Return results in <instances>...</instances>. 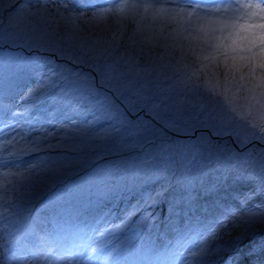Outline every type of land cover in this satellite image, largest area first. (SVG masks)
<instances>
[{
	"label": "rangeland",
	"instance_id": "374dc122",
	"mask_svg": "<svg viewBox=\"0 0 264 264\" xmlns=\"http://www.w3.org/2000/svg\"><path fill=\"white\" fill-rule=\"evenodd\" d=\"M118 3L0 0V70L10 75L4 78L0 106H20L15 115L0 108V137L16 126L33 136L55 133L42 141L53 147L22 161H41L31 181L33 203L21 204L7 221L0 220V227L9 223L0 231V237L8 233L9 264L50 246L74 252L97 225L120 222L129 212L136 213L133 223L147 216L152 227L127 232L131 243L121 251L119 264H179L171 233L195 238L206 224L233 213L264 211V88L241 93L226 81L207 76L201 81L173 59L171 50L149 48L134 35L112 34L84 22L87 10ZM216 27L210 31L222 32ZM19 30L28 35L14 38L11 33ZM48 79L54 88L26 99ZM201 88L207 95L200 94ZM87 101L103 102L101 112L89 114ZM43 104L56 108L35 119L37 124L27 112L38 114ZM246 151L249 162L225 163L243 158ZM172 152L177 155L167 161ZM206 164L221 166L215 173L218 184ZM7 166L0 159V169ZM78 188L79 198L74 194ZM117 195L124 200L115 201ZM179 197L192 209L185 211L182 204L170 210ZM168 199L166 208H153ZM89 209L94 211L89 214ZM31 230L29 251H20ZM78 230L86 232L78 235ZM261 235L264 221L236 230L222 264H264Z\"/></svg>",
	"mask_w": 264,
	"mask_h": 264
},
{
	"label": "clouds",
	"instance_id": "9594fccd",
	"mask_svg": "<svg viewBox=\"0 0 264 264\" xmlns=\"http://www.w3.org/2000/svg\"><path fill=\"white\" fill-rule=\"evenodd\" d=\"M245 2L250 0H217L210 4L196 0H119L112 7L87 10L90 15H86L84 22L95 23L102 31L112 34L134 35L149 48L169 49L174 53L173 59L183 65L191 77H199L201 81L205 76L220 83L226 81L243 93L264 88V27L259 26L264 20L257 17L258 26L240 32L239 36L231 28L210 31L208 24L217 19L231 24L236 19L238 5ZM199 91L207 95L203 88ZM53 135L55 133L49 132L47 136H33L23 126H16L0 137V159L8 165L0 169V220L7 221L13 215L12 210L21 204L33 203L35 191L31 181L41 161H22L53 147L42 143ZM135 216V212H129L120 222L111 220L97 225L94 236L74 252L50 246L25 255L20 264H119L121 251L131 243L129 237L122 234L152 227L147 216L133 223ZM250 221H264V211L233 213L220 222L206 224L195 238L171 233L176 259L179 264H222L228 239L236 230L252 223ZM6 228H9L7 222L0 231ZM7 242L8 233H5L0 237V264H9L5 259Z\"/></svg>",
	"mask_w": 264,
	"mask_h": 264
},
{
	"label": "snow or ice",
	"instance_id": "6c2138e0",
	"mask_svg": "<svg viewBox=\"0 0 264 264\" xmlns=\"http://www.w3.org/2000/svg\"><path fill=\"white\" fill-rule=\"evenodd\" d=\"M145 10L147 11V8ZM235 17L236 19L231 24H228L222 19H217L215 21H209L208 26L211 28L214 23L215 26H217L221 31H223L225 28H231L233 32L239 36L240 32L250 30L258 26L255 24L257 17H259L261 20H264V2H261V0H254V2L253 0H250V2L239 4L235 10ZM173 18H175V16H173ZM41 19H43V16ZM29 23H31V21L25 20V24ZM259 26L264 27V24ZM11 35L14 38H25L28 34L23 30H19L12 32ZM41 39H43V37H41ZM55 86L56 85L54 81L48 79L44 84L32 89L27 94L26 99L34 98L41 94H47V91L51 90Z\"/></svg>",
	"mask_w": 264,
	"mask_h": 264
},
{
	"label": "bare ground",
	"instance_id": "6f19581e",
	"mask_svg": "<svg viewBox=\"0 0 264 264\" xmlns=\"http://www.w3.org/2000/svg\"><path fill=\"white\" fill-rule=\"evenodd\" d=\"M217 28V30H219V28L218 27H216ZM7 76H10V75H7ZM6 76V77H7ZM5 77V71L4 70H0V78H2V80H0V94H3L1 91H4V90H2V89H4L5 87H6V85H5V81H4V78H6ZM17 85H19V84H17ZM217 86V84H214V87H216ZM18 87H20V86H18ZM67 100H70V98H67ZM67 100H65V101H67ZM0 102H1V99H0ZM88 102V101H87ZM48 107H50V105L48 104L47 105ZM87 106H91L93 109H94V111L96 110V111H100L101 112V109H102V107L104 106V103L103 102H97V101H94V102H92L91 104L88 102V105ZM251 106V105H250ZM0 108H1V110H3L5 113H7L8 115H11V113H13V115H15L19 110H20V106L17 104V102H16V104H15V106L14 105H12L11 107H9V108H6V107H4L3 105L2 106H0ZM44 107H42V108H39L37 111H38V114H36V113H34V112H27V114L28 115H31L30 117H34V122H36L37 124L39 123V120L38 121H36L35 119H38V118H40L39 116L40 115H43L44 114V110H42ZM52 109V108H51ZM36 112V111H35ZM4 113V114H5ZM62 115V113H59V114H57V115ZM93 114V113H92ZM50 114H47L46 116H49ZM52 116V115H51ZM28 117V116H27ZM63 117H64V115H63ZM1 124V123H0ZM28 125V124H27ZM29 127H31V125H28ZM43 126V125H42ZM179 160H182L181 158L179 159ZM208 167H210L209 165H208ZM212 167V169L210 170V175L213 177V182H215L216 184H218V178L215 176V173L216 172H218L220 169H221V166H216V167H213V166H211ZM161 173H163V172H161ZM163 180V179H162ZM138 188H139V186H137ZM117 188H120V186L118 185L117 186ZM147 187L146 186H144V189H146ZM210 189H212V187L211 188H209V191H210ZM139 190V189H138ZM186 191L187 190H185L183 193H182V195H186ZM136 192H137V190H136ZM75 196L76 197H78L79 198V194L78 193H76L75 192ZM195 196H191V198H194ZM107 200V199H106ZM116 200H124L121 196H119V195H117V199H115V201ZM47 202L46 201H44V204H46ZM82 204L84 205V202H82ZM182 204H185V208L186 209H189V208H191L192 206H188V204L187 203H185V198H183V197H179L177 200H175L174 201V204H172L171 205V207H170V209H175V210H177V207L178 206H180V205H182ZM162 205V203H161V201L160 202H155V204H154V207L153 208H155V206H161ZM181 207V206H180ZM44 209H45V206H44ZM92 209V208H91ZM169 209V208H168ZM192 209V208H191ZM190 209V210H191ZM151 210H152V208H151ZM94 210H90L89 209V214H91L92 212H93ZM46 212H48L50 215H51V211H49V210H47L46 209ZM112 217V216H111ZM34 218V226L37 224V222H38V217L35 215V216H33L31 219H33ZM198 221H203V216H201L200 217V215H199V217H198ZM70 239V238H69ZM74 239H76L75 237H74ZM71 241V240H70ZM27 243H28V238H26V237H24V239H23V242H22V244H21V246H20V249L21 248H24V249H26V251L28 252L29 251V249H28V247H26V245H27ZM232 261V263L231 264H236V262H237V260H236V262L235 261H233V260H231Z\"/></svg>",
	"mask_w": 264,
	"mask_h": 264
},
{
	"label": "trees",
	"instance_id": "16d2710c",
	"mask_svg": "<svg viewBox=\"0 0 264 264\" xmlns=\"http://www.w3.org/2000/svg\"><path fill=\"white\" fill-rule=\"evenodd\" d=\"M207 1H209V2H211V3H214V2H217V0H207ZM50 68V67H49ZM48 67H46V71H48V72H51L50 71V69H49ZM181 88H182V86H181ZM39 103H42V102H39ZM44 105V104H43ZM51 106H52V108H56V107H54L53 106V104H51ZM51 106L50 107H48L47 105H44L43 107V110H44V114L45 115H47L49 112H50V110H51ZM102 110V109H101ZM87 111L89 112V114H91V115H94V114H96V113H98V112H100V111H94V109L91 107V106H87ZM45 112H48V113H45ZM93 113V114H92ZM59 114V113H58ZM227 133H229V131H227ZM214 140H216V138H214ZM228 140H230V138L229 139H227V141ZM224 141V140H223ZM220 143H222V142H220ZM238 147H236L235 149L240 153V151L237 149ZM247 149L249 150V151H251L248 147H247ZM172 153H174V152H172ZM171 153V155H170V157L169 158H166V160L168 161L169 159H171L174 155H177V153H174V154H172ZM252 153V152H251ZM253 154H255V153H253ZM168 156V155H167ZM240 156H242V155H240ZM259 156H260V152H259ZM236 161H240V162H242V161H247V162H249V154H248V151H246L245 152V155H244V157L243 158H241V159H233V160H227V161H225V163L230 167V166H232V165H234L235 164V162ZM260 162L259 161H256L255 162V165H258ZM212 166V165H210V164H206V166ZM259 165H261V164H259ZM262 165L264 166V160H262ZM261 167V166H260ZM259 167V168H260ZM212 168V167H211ZM137 186V185H136ZM185 191V190H184ZM184 191H182V192H184ZM166 192H171V190L170 189H168V188H166ZM76 193H78L79 194V188H78V191L76 192ZM75 194V193H74ZM159 194H161V192H159ZM84 195V194H83ZM82 202H84V199H82L81 200V204H82ZM170 202H171V199H168V200H164L163 202H162V205L166 208L169 204H170ZM117 206H118V204H116ZM178 208V207H177ZM170 210H175V209H170ZM185 211H186V208H185ZM184 211V212H185ZM79 226V225H78ZM80 230V229H79ZM78 230V232H77V234L78 235H83V234H85V232L86 231H82V232H80ZM127 232H129V231H127ZM126 232V233H127ZM125 234V233H124ZM124 234H122V235H124ZM33 235V230H31V232L28 234V235H26V236H24V237H26V238H28V239H30V236H32ZM92 236H94V234H92L90 237H92ZM124 236H128L129 237V234L127 233V234H125ZM264 238V235H261V239H263ZM29 241V240H28ZM22 244V243H21ZM21 244H20V246H21ZM129 245H130V243L128 244V245H126L125 246V248H128L129 247ZM20 251H21V249H20ZM245 261H247L248 262V260H245Z\"/></svg>",
	"mask_w": 264,
	"mask_h": 264
}]
</instances>
